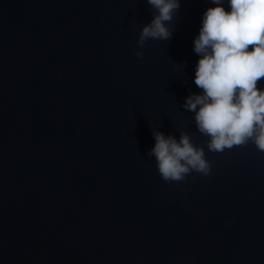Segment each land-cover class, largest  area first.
Instances as JSON below:
<instances>
[{
  "label": "water",
  "instance_id": "obj_1",
  "mask_svg": "<svg viewBox=\"0 0 264 264\" xmlns=\"http://www.w3.org/2000/svg\"><path fill=\"white\" fill-rule=\"evenodd\" d=\"M210 6L141 48L147 0H0V264H264V151H208L183 108ZM153 127L212 171L164 181Z\"/></svg>",
  "mask_w": 264,
  "mask_h": 264
},
{
  "label": "clouds",
  "instance_id": "obj_2",
  "mask_svg": "<svg viewBox=\"0 0 264 264\" xmlns=\"http://www.w3.org/2000/svg\"><path fill=\"white\" fill-rule=\"evenodd\" d=\"M203 13L193 50L199 56L194 83L201 92L185 97L183 108L194 114L198 131L208 137L207 150L254 143L264 151V0H210ZM153 18L139 35L141 48L148 39L170 40L171 22L181 0H147ZM251 46V47H250ZM136 55L143 57V51ZM155 157L161 178L181 181L195 171H212L205 148L187 131L179 137L153 127Z\"/></svg>",
  "mask_w": 264,
  "mask_h": 264
}]
</instances>
